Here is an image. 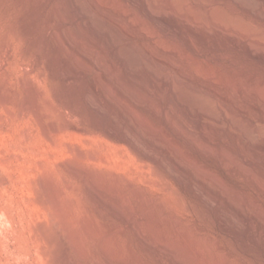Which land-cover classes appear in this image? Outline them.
<instances>
[{
	"label": "rangeland",
	"instance_id": "374dc122",
	"mask_svg": "<svg viewBox=\"0 0 264 264\" xmlns=\"http://www.w3.org/2000/svg\"><path fill=\"white\" fill-rule=\"evenodd\" d=\"M80 1L81 5L83 3L84 8H90V16L96 22V29L106 28L110 34L109 39L111 41L108 46H110L109 50L111 52L109 57L114 60L107 62L108 72L106 75L101 74L95 64H92L93 61L85 62V64L81 62L82 64H80L78 60L76 61V57L70 54L65 44L60 41L59 43L63 45L61 46L58 43L60 30L64 26L72 24L71 21L62 22L55 16L54 13L60 0H0V264H122L127 258L131 261V264H138L131 259L134 255L143 264H166L141 246L138 233L133 224L126 223L123 218L118 216L114 208L105 206L99 198H93L95 194L93 195L91 191L90 193L93 196H90L86 187L88 182L93 187L102 185L99 186L101 189L99 192H102L101 195L104 194L102 196H107L116 204L123 202L132 205L131 208L135 210L133 212L137 214L141 224L143 221L144 224H151L152 222V227L145 225L147 227H144V229L148 228L149 230V227L152 229L156 226L160 233L161 231L164 232L160 236L155 228L158 238L165 234L164 238L167 241L169 240L171 244L174 242L177 245L181 244V240L184 239L185 246L193 252L190 253L192 257L195 256L194 261H199L198 264H264V246L262 247V244L252 236L249 232L251 230L248 228V224H253L252 226L256 227L253 231L262 237L264 236V234H259L262 230L264 233V226L261 227L264 222L262 223L256 217L257 212L254 213L257 209L260 213L264 212V161H260L256 166L258 171L255 169L263 182L262 187L259 184L255 185L250 182L242 173L228 172L227 168L205 156L195 144L189 142L181 133L177 132L168 123L166 114L154 117L143 106L131 99L125 91L118 89L111 77L112 74H116L117 77H123V80L126 81L133 72H136L139 73L138 79L141 78L144 83L148 78L145 76L147 75V69L154 66L157 71H163L169 80L175 83L177 74L171 66L154 63L152 53L154 50H160L165 55L180 60L179 62L186 67V70H190L196 75V81L192 79L185 82L188 85L198 86L201 81H206L207 83H213L214 87L219 90L229 91L230 95L236 96V104L245 105L249 112L239 111L237 106H234L233 103L230 106V103L224 102L220 96L208 98L206 102L210 106L207 103L206 107H212L211 110L213 109L215 113L217 111V114L224 117L223 126L226 127L227 132L223 135L212 134L203 143L213 148L217 147L216 149L230 150L243 164L247 167L250 166L246 159L247 152L248 155L250 154L249 148L242 146L237 136L232 135L231 131L233 130L234 121L238 120L242 123L244 129L256 126L264 130V0H213L211 3L206 2V0H158L157 6H153V8L158 13H162L160 15L167 20L170 29L164 28L161 23L154 18L152 19L145 10L146 4L150 3L148 0H93L92 3L90 0ZM169 1H174L177 8L173 9L169 6ZM104 9L111 14L109 15L110 18L114 16V19H122L120 22L126 27L122 26L121 28V26L118 27L119 25L116 27L117 24L112 23L113 18L107 21L104 20L101 17ZM210 13L212 14L211 18H207ZM212 18H216L217 21L214 22ZM219 21V26L224 23L229 24L230 29L236 30H234L235 33L234 31H222L219 26L218 31L216 23L219 24ZM126 28L132 29L133 32L131 31L132 33L127 35ZM142 29L147 32V35L142 32ZM46 33H49L46 41L47 47L41 40ZM249 33L253 37L256 35L255 38L260 41L247 39L246 34L249 36ZM115 42L116 44L119 42L122 46H127L137 52L139 57L138 66L130 70L125 62L124 64L118 61V54L122 51H120V44L114 46ZM249 52L257 54V57L252 55L253 58ZM63 56H68L67 58L70 57V59L67 60ZM76 65H82L80 67L83 68L78 71L77 75H79L73 78L67 76L65 73H71ZM104 78L106 82H103L102 79ZM91 83L95 86V90L87 92L85 85ZM250 91H252L251 94ZM251 95L253 98H251ZM249 97L256 102V106L252 107L253 109L250 108L251 111L247 102ZM91 101L98 106V109H103L106 112L105 116L99 110H93L90 107L89 102ZM133 114L136 115L135 118ZM130 116L135 120L137 117L141 118L138 119V126H140L138 127L140 128L138 133L128 130L131 129L128 126V122L131 120ZM146 120L147 122H145ZM72 127L76 129H72ZM46 130H50V134L48 132L50 138L48 135L46 136ZM207 130L211 131L209 128ZM107 132H112L113 135L111 134L110 137ZM126 135L130 136L131 141L124 140V137L127 138ZM145 137L147 139L142 142V138ZM194 137L198 139L197 141H201V137L197 133L194 134ZM127 142H131V144ZM133 142L135 143L134 147H132ZM152 142H154L153 145H156L155 147ZM157 142L160 143V146H157ZM173 145H175V148H173ZM171 147L173 150H177L176 147L179 148L174 152H182H179L180 156L183 157L185 154L183 159L185 160L186 156V160H188L186 163L189 164L191 159V164L195 163L196 168L203 170V172H198L199 170L195 169L202 176L206 174L205 180L208 179V184H205L207 187L196 185L190 191L187 187L188 178L183 177L181 174L177 177L170 175L169 171L172 168H169L171 165L169 164L168 152ZM155 159L161 162L163 159V164H157ZM69 166L70 168L75 166L74 170L78 169V172L81 171L80 174H83L86 170L88 172L84 173L86 175L89 173L91 176L84 174L83 176H86V178H79L71 172L73 168L71 170L68 168ZM82 170L84 171L82 172ZM155 174L157 177L154 176ZM91 178L100 184L91 183L94 182L89 181ZM210 179L214 180L211 182ZM152 180L156 183H153ZM215 180L218 182L217 184ZM42 182L44 183L42 184ZM209 183H212L213 186ZM47 184H54V188ZM68 185L71 186V192ZM219 185L222 186V189ZM55 186L56 190H58V187H60L59 191L63 190L61 196L65 191L66 196H70L69 198V196L64 197V195L61 198L69 203L66 206V201H63L65 206H61L62 208L68 207L65 210L70 212L71 208L74 211L73 215L70 214L72 215L71 219H73H69L72 221H70V231L73 229L74 232L72 231L73 234L69 235L70 239H72L74 233L78 237L75 238L74 235L72 240L69 239V236L68 238L66 236L70 231L63 225L61 216H56L58 210H56L55 202L51 203L54 201L51 196L56 193ZM46 187L48 188L46 189ZM223 188H226L229 192H226ZM48 189H51V191L49 192ZM214 189H221V191L226 192L225 195L228 199L234 200L236 198V201H243L244 211L247 213L248 211L253 212L252 214L248 213L251 216L253 215V219L250 220L249 218L244 222L240 217H237V213L235 214L233 210L225 207V211L230 210L229 214L234 215L232 216V222H228L226 218L220 216L218 210L214 208H211V210L210 207H207L202 197L204 194L210 193V190L214 191ZM52 191L55 192L53 195L51 194ZM231 192L232 194H230ZM159 195L161 201L163 199L164 203L167 202L163 204L166 212L168 210L171 212V209L174 210L173 206L177 204L178 206H175L179 207V212H177L181 213L182 208L189 204L184 211L191 210L190 214L186 212L187 217L184 212L182 214L184 217L177 214L175 211L177 208L174 210L179 218H184L182 223L185 225H182V229H179L175 224L172 226V223H169L170 226L164 223L165 217L163 218V216L166 215V212L163 211V215L161 208L156 210L157 206L154 207L153 204V209H151V201ZM230 195L232 196L229 197ZM50 197L53 201H50ZM238 197L242 200H237ZM68 198L71 200H68ZM243 198H246L245 201L248 205L244 204ZM253 203L257 206L256 209ZM70 204L72 207L68 206ZM167 204L172 205V207L168 206L167 208ZM53 206L55 209H53ZM190 207L192 208L190 209ZM154 208L156 213L153 211ZM111 209L113 210L111 211ZM150 210L155 214H148L152 212ZM174 211L171 213L173 214ZM152 218L154 221H151ZM187 218L189 220L185 221ZM85 219L89 225L83 221ZM81 220L88 226H83ZM221 223L229 225L234 234L228 235L225 230L223 231V224ZM85 227L86 229L89 227L90 231L86 230ZM113 227L118 229L115 228L117 231H113L115 234L111 233L110 235L113 236L109 237L111 253L110 255L107 253L108 255L102 258L100 251H98V238L88 239L86 232L107 233L110 232L108 229L111 230L112 228L113 230ZM180 230H183V232ZM100 235L101 238L102 235L105 236L106 234L100 233ZM83 238L88 239V241H84ZM189 238L193 241H190ZM64 240H67L70 246L76 245L73 246L74 248L71 246V251H66V254ZM77 242L82 243V246L86 242L84 249L86 248L89 257L85 252L80 251ZM197 242L205 250L204 254L206 256L203 255L206 257V261L204 257L201 258L203 255L196 250ZM216 242L218 249V244L223 246V248H220L221 251L215 249L216 245L214 243ZM117 248L121 249L122 254L119 253L120 249ZM121 257L125 259L123 260Z\"/></svg>",
	"mask_w": 264,
	"mask_h": 264
},
{
	"label": "bare ground",
	"instance_id": "6f19581e",
	"mask_svg": "<svg viewBox=\"0 0 264 264\" xmlns=\"http://www.w3.org/2000/svg\"><path fill=\"white\" fill-rule=\"evenodd\" d=\"M38 1V0H37ZM80 3H79V2ZM92 1L93 0H90V2L92 3ZM148 1H150V5L147 3L146 4V6H145V10L149 13V15L152 17V19L154 18L155 20H157V22H159V23H161L163 26H164V28H166V29H170V27L168 26L169 24L167 23V20L162 16V15H160V14H162V13H158V11H156V9L155 8H153V6H157V3H158V0L156 1V0H148ZM213 0H206V2H208V3H211ZM40 2V1H39ZM38 2V3H39ZM42 2V1H41ZM185 2V1H184ZM251 3H252V1H251ZM96 4V3H95ZM93 5V4H92ZM168 5L169 6H171L173 9H176L177 8V5L176 4H174V1L172 2V1H169L168 2ZM191 5V4H190ZM58 7H57V9H56V12L54 13L55 14V16L60 20V21H62V22H65V23H67L68 21H71L72 22V24L70 25V26H64L60 31V37H58V38H60L59 39V41H58V43L61 41L63 44H65L66 45V47L68 48V50L70 51V54L71 55H73V56H75L76 57V61L78 60L79 62H80V64H82V63H84L85 64V62H88V61H93L92 62V64L94 63L95 64V66H96V68L98 69V70H100V72H101V74H105L106 75V73L108 72V69H107V67H106V64H107V62L109 61V60H111L112 61V59L113 58H111V57H109L110 55H109V53L111 52L110 50H109V47L110 46H108V45H110V39H109V36H110V34L108 33V31L106 30V28H103V27H100V28H98V29H96V25H95V23L96 22H94L93 21V19L91 18V16H90V8H88V9H86V8H84V6H83V3H82V5H81V1L80 0H77L76 2H75V0H60V3H59V5H57ZM219 7V6H218ZM181 9V8H180ZM171 10V9H170ZM189 10V9H188ZM201 10V9H200ZM208 10V9H207ZM206 10V11H207ZM212 10H213V8H212ZM175 13V12H174ZM101 14V13H100ZM186 14V13H185ZM193 14V13H192ZM200 14V13H199ZM229 14V13H228ZM101 15H103V16H101L104 20L106 19V21L107 20H109V19H111V18H113L114 16H112L111 18L109 17V15H111V14H109V12H107L105 9L104 10H102V14ZM114 15V14H113ZM164 15V14H163ZM227 15V14H226ZM120 16V15H119ZM118 16V17H119ZM211 16H212V14L210 13L209 14V17H207V18H211ZM214 16V15H213ZM115 17H117V16H115ZM150 17V18H151ZM179 17V16H178ZM193 17H194V15H193ZM222 17V16H221ZM237 17V16H236ZM169 18V17H168ZM228 18V17H227ZM233 18V17H232ZM231 18V19H232ZM239 18V17H238ZM120 19H121V17H120ZM198 19H200V18H198ZM204 19V18H203ZM213 20H214V22H216L217 20H216V18L214 19V18H212ZM58 20V21H59ZM122 20V19H121ZM121 20H119V18H113V21H112V23L114 22L115 24H117V25H115L116 27L118 26V27H120L121 26V28H122V26H124V28L126 27L125 25H123V24H121L122 22H120ZM216 20V21H215ZM235 20H236V18H235ZM234 20V21H235ZM241 20V19H240ZM204 21H206V20H204ZM230 21V20H229ZM100 22V21H99ZM222 22V21H221ZM227 22V21H226ZM111 23V24H112ZM124 23V22H123ZM207 23H209L208 21H207ZM223 23V22H222ZM236 23V22H235ZM242 23V22H241ZM173 24V23H172ZM201 24V23H200ZM129 25V24H128ZM195 25V24H194ZM209 25V24H208ZM211 25V24H210ZM216 25H217V29H218V26L220 25V21H219V24H217L216 23ZM224 25V26H223ZM223 25H221V26H219V28L222 30V31H234V30H232V29H230V27H229V24H223ZM113 26V25H112ZM130 26H132V25H130ZM199 26V25H198ZM230 26H231V24H230ZM194 27V26H193ZM235 27H236V25H235ZM241 27V26H240ZM130 28V27H129ZM129 28H126V30H125V32L127 33V35L129 34L130 35V33H132L133 31H132V29H129ZM215 28V27H214ZM232 28H234V27H232ZM244 29V28H243ZM172 30V29H171ZM197 30V29H196ZM97 31V32H96ZM132 31V32H131ZM136 31V30H135ZM170 31V30H169ZM218 31H219V29H218ZM236 31V30H235ZM235 31H234V33H235ZM246 31V30H245ZM142 32L145 34V35H147V32L144 30V29H142ZM177 32H178V30H177ZM238 33V32H237ZM176 34V33H175ZM240 34V33H239ZM250 34L251 33H249L248 35L249 36H247V34H246V38L247 39H252V40H255L256 39V41H260L258 38H255L256 37V35L253 37V36H250ZM48 35H49V33H46L45 35H43L42 36V43L45 45V47H47V43H46V41H47V38H48ZM223 35V34H222ZM232 35V34H231ZM243 35V34H242ZM245 35V34H244ZM252 35V34H251ZM235 37V36H234ZM233 37V38H234ZM193 39V38H192ZM241 39H242V37H241ZM114 42V41H113ZM252 42V41H251ZM263 42V41H262ZM62 43H59L60 45L62 44ZM212 43V42H211ZM121 45V43H119V42H117V44H116V42L114 43V46H116V45ZM219 44V43H218ZM113 45V44H112ZM258 45V44H257ZM61 46H63V45H61ZM218 46V45H217ZM56 47H57V45H56ZM254 47V46H253ZM60 48V47H59ZM166 50V49H165ZM120 51H122V53L120 52V54H118L119 56H118V61L120 62V63H126L128 66V68H130V70H132V69H134L136 66H138V54H137V52L135 51V50H132L131 48H129V47H127V46H120ZM66 52V51H65ZM149 52V51H148ZM250 53V52H249ZM251 54V53H250ZM58 55V54H57ZM71 55H68V56H71ZM114 55H115V53H114ZM172 55V54H171ZM254 56V57H257L256 55L257 54H255V53H252L251 54V56ZM56 56V55H55ZM68 56H63V58L65 57V59H70V57L69 58H67ZM112 56V55H111ZM252 56V57H253ZM72 57V56H71ZM253 57V58H254ZM48 58V57H47ZM51 58V57H50ZM49 58V59H50ZM114 58H116V56H114ZM152 58H153V60H154V63L155 62H157V63H160V64H162V65H164V66H171L172 67V69H174L175 70V72H176V80H175V83H172L171 82V80H169V78L165 75V73H163V71L161 72H159V71H157L155 68H154V66L153 67H150V68H148L147 69V75H145L146 76V78H147V80H145V82L143 83L142 82V80H141V78L140 79H138L139 78V76H138V74L135 72H133L134 73V75H133V73H132V75L130 76V78L128 79V80H126L127 81V83H126V81H124L123 79V77H117L116 76V74H112L111 75V77L113 78V80L115 81L114 83H115V86L118 88V89H121V90H123V91H125L126 93H127V95H129L130 96V98L131 99H133V100H135L140 106H143L147 111H149L154 117H160V116H163L164 114H166V117H167V120H168V123L177 131V132H179V133H181L189 142H191V143H193V144H195L198 148H199V150L205 155V156H207V157H209V158H211V159H213V160H215V161H217L218 163H220L222 166H224L225 168H227L229 171L228 172H239V173H242V174H244L246 177H247V179L250 181V182H252V183H254L255 185L257 184H259V186H261L262 185V181H261V179H260V177L258 176V174L256 173V166L260 163V161H264V130L263 129H260V128H257L256 126L255 127H253V128H251L250 127V129H244L243 127V125H241L242 123H240V121L238 120V121H234V123H233V130L231 131V133H232V135H234V136H237V138L239 139V141H240V144L242 145V146H244V147H248L249 148V150H247V151H249L250 152V154L248 155V152H247V157H246V159H247V162L249 163V165L250 166H246L245 164H243L234 154H233V152L232 151H230V150H225V149H216V148H213V147H210L209 145L207 146V144H205V143H203V142H205V140L207 139V138H209V137H211V135L212 134H214V135H216V133L218 134V135H223V133L225 134V132H227L226 131V127L224 128V126H223V123H224V117L222 116V115H220V114H217V111H216V113L213 111V109L211 110V108L212 107H206V104L208 103V102H206V100L208 101V98H214V97H216V96H220V98L224 101V102H229L230 104V106H232L231 105V103H233V105L234 106H237V109L239 110V111H242V112H245V111H248V109H247V107L245 106V105H243V104H236L237 103V98H236V96H233V95H230V92L229 91H227V92H229V93H227L226 91H223V90H219L217 87H214V85H213V83L211 84V83H207L206 81L204 82H200L199 83V85H198V83H197V85L198 86H195V85H188L187 83H185L186 81H189V80H192L193 79V81H196L197 79H195V77H196V75L195 74H193L192 73V71L190 72V70H186V67H184L183 65H182V63L181 62H179L176 58L175 59H173V58H171V57H169V56H167V55H165L164 53H162V51L160 52V50H154L153 51V53H152ZM141 59V58H140ZM37 60V59H36ZM47 60V59H46ZM67 60H66V62H67ZM72 60V59H71ZM114 60V59H113ZM263 60V59H262ZM76 61H74V62H76ZM115 61H117L116 59H115ZM128 61V62H127ZM185 61V60H184ZM79 62H77V63H79ZM82 62V63H81ZM114 62V61H113ZM50 63V62H49ZM62 63V62H61ZM60 63V64H61ZM124 63V64H125ZM129 63V64H128ZM63 64V63H62ZM116 64V63H115ZM185 64V63H184ZM152 65V64H151ZM161 65V66H162ZM71 66V65H70ZM80 66H82V65H80ZM80 66H78V65H76L75 66V69H73L72 71H71V73H65L67 76H71V78H73L74 76H76L77 75V73H78V71H80V69H81V67ZM196 66V65H195ZM72 67V66H71ZM190 67V66H189ZM127 68V69H128ZM33 69V68H32ZM83 69V68H82ZM81 69V70H82ZM211 69V68H210ZM192 70H193V68H192ZM196 70H197V67H196ZM201 70V69H200ZM139 72H140V70H138ZM210 71V70H209ZM65 72V71H64ZM99 72V73H100ZM132 72V71H131ZM201 72V71H200ZM208 72V71H207ZM198 73V72H197ZM196 73V74H197ZM211 73V72H210ZM216 73V72H215ZM238 73V72H237ZM62 74V73H61ZM64 74V75H65ZM122 74V73H121ZM146 74V73H145ZM204 74V73H203ZM79 75V74H78ZM77 75V76H78ZM81 75V74H80ZM98 75V74H97ZM129 75V74H128ZM143 75V74H142ZM242 75V74H241ZM100 76V75H99ZM172 76V75H171ZM225 77V76H224ZM228 77V75L226 76V78ZM103 78V77H102ZM121 78H122V80H121ZM144 78V77H143ZM142 78V79H143ZM203 78V77H202ZM230 78V77H229ZM96 79V78H95ZM195 79V80H194ZM103 80V82H106V80H105V78L104 79H102ZM101 80V81H102ZM141 80V81H140ZM224 80H226V79H224ZM235 80V79H234ZM78 81H80L79 79H78ZM92 81V80H91ZM99 81V80H98ZM97 81V82H98ZM124 81V82H123ZM214 81V80H213ZM241 81H242V79H241ZM251 81V80H250ZM108 82V81H107ZM198 82H199V80H198ZM233 82V81H232ZM89 83V82H88ZM189 83V82H188ZM259 83V82H258ZM104 84V83H103ZM127 84V85H126ZM248 84V83H247ZM226 85V84H225ZM259 85V84H258ZM240 87H241V85H240ZM252 88V87H251ZM85 89H86V91L87 92H91V90H95V86L94 85H92V83L91 84H86L85 85ZM227 90V89H226ZM244 90V89H243ZM252 90V89H251ZM240 91V90H239ZM248 91V90H247ZM261 91V90H260ZM263 91V90H262ZM241 92V91H240ZM264 92V91H263ZM125 93V94H126ZM244 93V92H243ZM252 93V91H250V94ZM257 93V92H256ZM32 95V94H31ZM264 95V94H263ZM262 95V96H263ZM252 96V95H251ZM35 98V97H34ZM90 98V97H89ZM111 98V97H110ZM113 98V97H112ZM219 98V97H218ZM245 98V97H244ZM251 98H253V96L251 97ZM250 97H249V100L247 101L248 102V105L250 106L249 107V110H250V108L251 109H253L252 107H255L256 106V102L254 101V99H251ZM122 99V98H121ZM245 99H247V98H245ZM90 100V99H89ZM238 100H239V98H238ZM257 100V99H256ZM127 101V100H126ZM111 102V101H110ZM113 102V101H112ZM209 102H210V100H209ZM246 102V101H245ZM90 104V107L93 109V110H99V112L102 114V115H104L105 116V114H106V112L103 110V109H98V106L93 102V101H91V102H89ZM216 103V102H215ZM126 104V102L124 103V105ZM209 104V103H208ZM211 104H212V102H211ZM257 104H259V103H257ZM261 104V103H260ZM105 105V104H104ZM129 105V104H128ZM222 105V104H221ZM227 105V104H226ZM35 106V105H34ZM34 106H33V108H34ZM100 106V105H99ZM127 106V104L125 105V107ZM130 106V105H129ZM128 106V107H129ZM205 106V107H204ZM208 106V105H207ZM209 106H210V104H209ZM216 106V105H215ZM214 106V107H215ZM263 106V105H262ZM105 107V106H104ZM125 107H124V109H125ZM127 107V108H128ZM264 107V106H263ZM23 108V107H22ZM106 108V107H105ZM130 108H132V107H130ZM225 108H226V106H225ZM257 108V107H256ZM129 109V108H128ZM258 109V108H257ZM30 110H31V108H30ZM38 110V109H37ZM115 110V109H114ZM119 110V109H118ZM117 110V111H118ZM134 110V109H133ZM226 110V109H225ZM236 110V109H235ZM263 110V109H262ZM129 111V110H128ZM136 111V110H135ZM251 111V110H250ZM37 112V111H36ZM76 112V111H75ZM130 112V111H129ZM131 112H133L132 110H131ZM249 112V111H248ZM263 112V111H262ZM35 113V112H34ZM77 113V112H76ZM115 113V112H114ZM135 113V112H134ZM239 113V112H238ZM116 114V113H115ZM138 114V113H137ZM243 114H245V113H243ZM119 115V114H118ZM131 115V114H130ZM240 115V114H239ZM36 116V115H35ZM45 116V115H44ZM108 116V115H107ZM122 116V115H121ZM133 116H134V118H135V116L136 115H134L133 114ZM238 116V115H237ZM257 116V115H256ZM41 117V116H40ZM67 117V116H66ZM119 117V116H118ZM131 117V120L128 122V126H130V128L131 129H128V130H131V131H134L135 133H138L139 131H138V129H140V128H138V127H140V126H138V117L136 118V120L135 119H132V116H130ZM233 117V116H232ZM104 118V117H103ZM116 118V117H115ZM149 118V117H148ZM242 118V117H241ZM256 118V117H255ZM42 119V118H41ZM66 119V118H65ZM117 119H119V118H117ZM130 119V118H129ZM141 119V118H140ZM139 119V120H140ZM150 119V118H149ZM237 120V119H236ZM241 120V119H240ZM151 121V120H150ZM232 121V122H233ZM145 122H147V120L145 121ZM62 124V123H61ZM150 124V123H149ZM70 125V124H69ZM69 125H68V127H69ZM254 125V124H253ZM46 126V125H45ZM57 126V125H56ZM62 126V125H61ZM64 127H65V125H63ZM120 126V125H119ZM144 126H146V125H144ZM151 126V125H150ZM227 126V125H226ZM243 126V127H242ZM247 126V125H246ZM54 127V126H53ZM142 127V126H141ZM152 127V126H151ZM163 127V126H162ZM259 127V126H258ZM66 128V127H65ZM129 128V127H128ZM143 128V127H142ZM150 128V127H149ZM153 128V127H152ZM157 128V127H156ZM207 128H209L211 131H209V130H207ZM45 129V128H44ZM47 129V128H46ZM72 129H76L75 127H72ZM232 129V128H231ZM52 131H54L55 130V127H54V130L53 129H51ZM81 130V129H80ZM79 130V131H80ZM84 130V129H83ZM82 130V131H83ZM44 131V130H43ZM50 130H46V132L47 133H45L46 134V136L48 135V132H49ZM57 131V130H56ZM55 131V132H56ZM108 131H110V130H108ZM112 131V130H111ZM114 131V130H113ZM153 131V130H152ZM212 131H214V132H212ZM45 132V131H44ZM127 132V131H126ZM134 132H131V133H133V134H135ZM116 133V132H115ZM198 134L200 137H201V141H197L198 139H195L196 137H194V134ZM44 134V133H43ZM49 134H50V132H49ZM107 134L108 135H110V137H111V134H112V132L110 133V132H107ZM113 135V134H112ZM130 135H132V134H130ZM139 135V134H138ZM49 136V135H48ZM127 136V135H126ZM133 136V135H132ZM136 136V135H135ZM140 136V135H139ZM157 136V135H156ZM155 136V137H156ZM234 136H232V137H234ZM152 137V136H151ZM49 138H50V136H49ZM125 139L124 140H126V141H131L130 139V136H127V138L126 137H124ZM130 138V139H129ZM171 138V137H170ZM236 138V139H237ZM143 139V141L142 142H144V139H147L146 137L145 138H142ZM173 139V138H172ZM223 139V138H222ZM50 140V139H49ZM153 140H154V138H153ZM159 140V139H158ZM148 141V140H147ZM156 141V140H155ZM160 141V140H159ZM238 141V142H239ZM52 142V141H51ZM164 142V141H163ZM172 142V141H171ZM215 142V141H214ZM53 143V142H52ZM127 143H130L131 144V142H127ZM134 143V142H133ZM153 143L154 142H152V145H153ZM167 143H169V142H167ZM149 144V143H148ZM148 144H145V145H148ZM227 144H228V142H227ZM230 144V143H229ZM134 145H135V143L133 144V146L132 147H134ZM143 145H144V143H143ZM160 146V143L159 142H157V146ZM165 145V144H164ZM171 145V144H170ZM239 145V144H238ZM154 147L156 146V145H153ZM153 146H152V148H153ZM168 146V145H167ZM163 147V146H162ZM241 147V146H240ZM68 148H69V146H68ZM147 148V147H146ZM145 148V149H146ZM157 148V147H156ZM168 148H169V146H168ZM173 148H175V145H173ZM225 148V147H224ZM70 149V148H69ZM68 149V150H69ZM136 149V148H135ZM143 149V148H142ZM167 149V148H166ZM171 149H172V147H171ZM171 149H170V151H171ZM176 149L177 150H179V148H177L176 147ZM168 150V149H167ZM177 150H173L172 149V151L170 152H168V155H169V161H170V165H171V167H169L170 169L172 168V170H170L169 171V173H170V175L172 176V177H177V175H179V174H181L183 177H185V178H188L189 180H188V190H190V191H192L193 189H194V187H196V185H201V186H205V187H207L206 186V184L205 183H207L208 184V182H207V180H205V178H206V174H205V176L203 175H201V173L199 174V173H197V171L199 170L198 168H196L197 166H196V164L195 163H193V164H191V159L189 160V164L188 163H186V162H188V160H186V156H185V160L183 159V157H184V155H183V157L182 156H180L181 154L180 153H182V152H174V151H177ZM245 150V149H244ZM80 151V150H79ZM136 151H138V150H136ZM155 151V150H154ZM246 151V150H245ZM78 152V151H77ZM81 152V151H80ZM144 152V151H143ZM92 153V152H91ZM154 154V153H153ZM157 154V153H156ZM161 154H162V152H161ZM180 154V155H179ZM241 154V153H240ZM244 154H245V152H244ZM79 155V154H78ZM91 155V154H90ZM150 155V154H149ZM81 156V155H80ZM79 156V157H80ZM92 156V155H91ZM157 156V155H156ZM167 156V155H166ZM151 157V156H150ZM243 157H245V156H243ZM90 158V157H89ZM159 158H161V157H159ZM162 158H163V156H162ZM92 159H94V158H92ZM67 160H69V159H67ZM156 160V159H155ZM40 162V161H39ZM66 162V161H65ZM70 163H71V161H69ZM156 162H157V164H159V165H162L163 163V159H162V162L161 161H158V160H156ZM166 162V161H165ZM193 162V161H192ZM194 162H195V160H194ZM74 163V162H73ZM78 163V162H77ZM200 163V162H199ZM65 164H67V163H65ZM69 164V163H68ZM192 166H191V165ZM61 165V164H60ZM78 165V164H77ZM169 166V165H168ZM194 166H195V168H194ZM69 169H71L72 170V168H73V166H72V168H70V166L68 167ZM74 168H76L75 166H74ZM74 168H73V170L71 171V172H73L74 173V175L75 176H78L79 178L80 177H85L86 178V176H91L89 173H87L88 175H86V173H84V172H88V171H84V170H82V172H83V174H80V172L81 171H77L76 169L74 170ZM79 169L81 170V168L79 167ZM85 169V168H84ZM195 169L197 170V171H195ZM201 169V168H200ZM256 169V170H255ZM200 171H202L203 172V170L201 169V170H199L198 172H200ZM211 171V170H210ZM258 171V170H257ZM93 172V171H92ZM92 172H90L91 174H92ZM166 172H167V170H166ZM230 172V173H231ZM72 173V174H73ZM94 173V172H93ZM168 173V172H167ZM168 173V174H169ZM205 173V172H204ZM204 173H202V174H204ZM86 175V176H83V175ZM94 175V174H93ZM92 175V176H93ZM98 175V174H97ZM180 175V176H181ZM155 177H157V175L155 174L154 175ZM98 178H99V176H97ZM217 177V176H216ZM88 178V177H87ZM92 178H94V177H92ZM91 178V180L89 179V181L91 182V181H94V179H92ZM101 178H103V177H101ZM97 179V178H96ZM184 179V178H183ZM223 179V178H222ZM44 180H46V179H44ZM47 180H49V179H47ZM46 180V181H47ZM86 180V179H85ZM88 180V179H87ZM186 180V179H185ZM212 180H214V179H212ZM212 180L210 179V181L212 182ZM154 181H156L155 179H154ZM181 181V180H180ZM183 181V180H182ZM86 183H87V181H85ZM98 182V181H97ZM152 182H153V180H152ZM215 182H216V180H215ZM44 182H42V184H43ZM49 183V182H48ZM53 183V182H52ZM91 183H96V180L94 181V182H91ZM153 183H156V182H153ZM152 183V184H153ZM185 183V182H184ZM213 183H214V181H213ZM218 182H216V184H217ZM68 184V183H67ZM66 184V185H67ZM96 184H98V183H96ZM100 184V183H99ZM98 184V185H99ZM211 184V186H213L212 185V183H209V185ZM216 184H215V186H216ZM223 184V183H222ZM47 185H49V186H52L53 187V185L52 184H47ZM87 186V189L89 190L88 192H89V194H90V196L93 194H95L94 196H93V198H96L97 197V199L99 198V200H101L102 201V203L105 205V206H108L109 208H114V211H116L117 212V214H118V216L119 217H121V218H123V220H125L126 221V223H131V224H133V226H134V229H136V231H137V233H138V239H139V242H140V244H141V246L148 252V253H150V254H153V255H155V256H157V258H159L160 260H162V262L163 263H166V264H198V262H196V261H194V257L195 256H193L192 257V255H191V253H193V252H191V250L189 249V247L187 248L186 246H185V242H184V239L183 240H181V244L179 243L178 245L176 244V243H172L171 244V241H167V239L166 238H164V235L161 237V238H158V236H157V234L155 233V231L157 230V233L159 234L160 233V230L159 229H157V227L155 226V227H153L152 229H151V227H152V222L151 221H154V219L153 220H151L150 222H151V224L150 223H148V224H144V221L142 222V224H141V221L139 222V220H138V216H137V214L136 213H134L135 212V210H134V212H133V210H132V208H131V206L132 205H129L128 203H118V204H116L115 202H113L112 200H110V199H108V197L107 196H102V195H104V194H102L101 195V191L99 192V190H101L100 188H99V186H102V185H99V186H92L89 182H88V184H86ZM104 185V184H103ZM45 186V185H44ZM57 186V185H56ZM56 186H55V190L57 189L56 188ZM68 186H70V185H68ZM67 186V187H68ZM214 186V187H215ZM218 186V185H217ZM42 187H43V185H42ZM52 187H50V188H52ZM66 187V188H67ZM103 187H105V186H103ZM204 187V188H205ZM210 187V186H209ZM219 187H220V185H219ZM222 187V186H221ZM220 187V188H221ZM262 187V186H261ZM45 188V187H44ZM48 187H46V189H47ZM54 188V187H53ZM59 188L60 187H58V190H56V193L55 192H53L54 191V189H53V191L51 192V194L53 195V193H55L53 196H51V194H49L51 197H53V199H54V201H53V199L51 198L50 199V201H53V202H51V203H54L55 202V207H56V210H58L57 211V214L58 215H56V216H61V220H62V223H63V225L65 226V228L66 229H68V231H70L71 229H70V221L73 219H71V217H72V213H74V211H73V209L71 208L70 210H71V212L70 211H68V210H65V208L63 207L62 208V206L61 205H64L65 206V204H66V206H67V200H65L66 201V203L64 204V200H62L61 198H63V196L64 197H68V196H66V194H65V192H64V194H62L63 196H61V192L63 191V190H61V191H59ZM70 188H71V186L68 188L69 189V191H70ZM102 188V187H101ZM203 188V189H204ZM216 188V187H215ZM231 188V187H230ZM45 189V190H46ZM73 189V188H72ZM71 189V190H72ZM143 189V188H142ZM210 189V188H209ZM209 189H208V191H209ZM222 189V188H221ZM221 189L220 190H216V189H214V191L212 190H210V193H206V194H204L203 195V197H202V199H203V201H204V203H205V205L207 206V207H210V209L211 208H214V209H216V210H218V212H219V214H220V216L223 218H226V220H228V222H232V216H234V215H232L231 216V214H229L230 212V210H233L234 212H235V214L237 213V217H240V219H242L244 222H246V219H249L250 218V220L251 219H253V215L251 216L250 214H248L250 211H248V213L247 212H245L244 211V209L243 208H245L244 206L242 207V202L243 201H236L235 199L234 200H232V199H228V198H226V195H225V193L228 191L229 192V190H227L226 188L224 189L226 192H224V191H221ZM235 189V188H234ZM263 189V188H262ZM44 190V189H43ZM49 190V189H48ZM144 190V189H143ZM201 190V189H200ZM207 190V189H206ZM233 190V189H232ZM237 190V189H236ZM51 191V189L49 190V192ZM68 191V192H69ZM90 191H91V193H90ZM107 191V190H106ZM141 191V190H140ZM48 192V193H49ZM71 192V191H70ZM146 192V191H145ZM144 192V193H145ZM198 192V191H197ZM204 192H205V190H204ZM140 193V192H139ZM213 193V194H212ZM138 194V193H137ZM230 194H232V192L230 193ZM228 195H229V193H228ZM237 195V194H236ZM232 195H230L229 197H231ZM239 196V195H238ZM243 196V195H242ZM242 196H240L241 198H242ZM87 197H89V196H87ZM161 196L159 195V197L157 196L154 200H152L151 202H152V206H151V209H153L152 207H153V204H154V207H156V210H157V208H161V211H162V213H163V211H165V209L166 208H164V205L163 204H166V203H164L165 201L162 199V201L159 199ZM237 197V196H236ZM244 197V196H243ZM246 197V196H245ZM69 198H70V196H69ZM68 198V200H71V199H69ZM233 198H234V196H233ZM241 198H237V200L238 199H241ZM245 199L246 198H243V200L245 201ZM248 199V198H247ZM61 200H62V202H63V204H61L62 202H61ZM242 200V199H241ZM249 200V199H248ZM247 200V201H248ZM252 200V199H251ZM49 201V200H48ZM143 201V200H142ZM253 201V200H252ZM75 202V201H74ZM98 202V201H97ZM162 202V203H161ZM99 203H101V202H99ZM147 203H149V202H147ZM69 204V203H68ZM96 204V203H95ZM140 204V203H139ZM169 204V203H168ZM167 204V208H168V206H171L172 207V205H168ZM245 205H248L247 204V202L245 201V203H244ZM71 205V204H70ZM70 205H68L69 207H72V205L70 206ZM97 205V204H96ZM145 205V204H144ZM149 205V204H148ZM183 205V204H182ZM181 205V206H182ZM188 206H189V204H187ZM187 205H185V207L184 206H182V207H184V208H182V212H181V210H180V212L181 213H178L179 211V207H175V206H178L177 204L175 205V206H173V208H174V210H175V208H177L175 211L177 212V214H180V215H182L183 214V212L186 210L185 208L187 207ZM251 205V204H250ZM253 205H254V203H253ZM61 207V209H60V207ZM255 206V209H256V205H254ZM54 207V206H53ZM55 207L53 208V209H55ZM96 207V206H95ZM140 207V206H139ZM143 207V206H142ZM141 207V208H142ZM166 207V206H165ZM170 207V208H171ZM228 207V208H230V210L229 211H225V209ZM249 207V206H248ZM68 208V207H67ZM66 208V209H67ZM108 208V209H109ZM145 208V207H144ZM169 208V209H170ZM192 207H190V209H191ZM225 208V209H224ZM227 208V209H228ZM251 208V207H250ZM259 208H260V206H259ZM263 208V207H262ZM262 208H261V211H262ZM59 209H60V211H59ZM101 209V208H100ZM181 209V208H180ZM188 209H189V207H188ZM187 209V210H188ZM113 209H111V211H112ZM143 210V209H142ZM155 210V208H154V212L156 211ZM172 211H174L173 209H171ZM212 210V209H211ZM55 211V210H54ZM68 211V212H67ZM148 211V210H147ZM150 211H152V210H150ZM153 211L152 212H150V213H148V214H155V213H153ZM169 212H170V210H168ZM167 211V212H168ZM171 211V212H172ZM175 211H174V213L172 214L171 212L170 213H167L166 211V215L165 216H163V218L165 219V221H164V219H163V221H164V223H167V224H169V223H172L171 225L172 226H174V224H175V226H177L179 229H182V227L185 225H183V223L182 222H184L183 220H184V218H179L178 217V215L175 213ZM191 211V210H190ZM190 211H188L189 212V214H190ZM70 212V213H69ZM106 212V211H105ZM115 212V213H116ZM143 212H144V210H143ZM187 212V211H186ZM186 212H184L185 214L184 215H186ZM187 212V213H188ZM255 212H257V214L255 213ZM50 213V212H49ZM100 213H101V211H100ZM142 213V212H141ZM147 213V212H146ZM192 213V212H191ZM251 213V212H250ZM253 213V212H252ZM251 213V214H252ZM254 213L256 214V217H258L259 219H260V221H262V223L264 222V212H261L260 213V211L257 209V211L255 210L254 211ZM259 213V214H258ZM55 214H56V212H55ZM61 214V215H60ZM70 214H72V215H70ZM102 214H104V213H102ZM144 214H145V212H144ZM148 214H146V215H148ZM174 214H176V215H174ZM234 214V213H233ZM51 215L53 216V213H51ZM152 215V216H153ZM163 215H164V213H163ZM192 215V214H191ZM75 217H76V214L74 215ZM73 216V217H74ZM188 215H186V217H187ZM193 216V215H192ZM54 217V216H53ZM86 217V216H85ZM156 217V216H155ZM181 217V216H180ZM182 217H184L183 215H182ZM190 217V216H189ZM55 218V217H54ZM58 218V217H57ZM60 218V217H59ZM158 218V217H157ZM221 218V219H222ZM254 218H255V216H254ZM69 219H71V220H69ZM87 219V218H86ZM83 220V221H85V222H87V220ZM90 219H92V218H90ZM147 219V218H146ZM183 219V220H182ZM191 219H192V217H191ZM221 219H220V222H221ZM52 220V219H51ZM54 220V219H53ZM57 220V219H56ZM61 220H59V221H61ZM189 220V218H187V219H185V221H188ZM241 220V221H242ZM89 221V220H88ZM162 221V220H161ZM223 221V220H222ZM72 222V221H71ZM81 222H82V220H81ZM84 222V223H85ZM90 222V221H89ZM159 222V221H158ZM254 222V221H253ZM259 222V221H258ZM58 223V222H57ZM61 223V222H60ZM61 223V224H62ZM74 223V222H73ZM73 223H72V225H73ZM83 223V222H82ZM83 223V224H84ZM88 223V222H87ZM256 223V222H255ZM94 224V223H93ZM221 224H223V223H221ZM238 224V223H237ZM257 224V223H256ZM88 225H89V223H88ZM88 225H83V226H88ZM145 225H149V226H151V227H149V230H148V228L147 229H144V227H147V226H145ZM157 225V224H156ZM170 225V224H169ZM170 225V226H171ZM183 225V226H182ZM253 225V224H252ZM251 224L249 225L248 224V228L251 230V231H249V232H251V234H252V236L258 241V242H260L261 244H262V247L264 246V236L262 237V236H260V235H258V234H256L255 233V231H253V230H255L256 229V227L254 226H252ZM159 226V225H158ZM233 226V225H232ZM261 226V225H260ZM264 225L262 224V226L261 227H263ZM186 227V226H185ZM223 228V231L225 230V232L228 234V235H233L234 233V231L233 230H231V228L229 227V225L227 226V225H225V224H223V226H222ZM240 227V226H239ZM89 228V227H88ZM87 228V229H88ZM114 228V227H113ZM116 228V227H115ZM113 229L112 230V228H111V230H109L108 229V231H110V232H100V233H105L106 235L104 236V235H102L103 237H101L100 238V233L98 234V233H95L94 231V233L93 232H86L87 233V236L89 237L88 239H90L91 238V240H93V238L95 239L96 237L98 238V241H97V243H99V249H98V251H100V253H101V256H102V258L104 257V256H106V255H110V249H111V246H110V244L111 243H109V237L110 236H113V235H110L111 233L112 234H115V233H113V231H117L116 229H118V228H116V229ZM156 228V230H154ZM158 228H160V227H158ZM197 228V227H196ZM245 228V227H244ZM246 228H247V226H246ZM85 229H86V227H85ZM86 229V230H87ZM90 229V228H89ZM88 229V231H90ZM178 229V230H179ZM184 229V228H183ZM195 229V228H194ZM200 229V228H199ZM235 229H237V228H235ZM248 229V230H249ZM261 229V228H260ZM65 230V229H64ZM83 230V229H82ZM188 230V229H187ZM66 231V230H65ZM72 231H73V229H72ZM72 231H70V232H68L67 233V238H68V236H69V239H70V235L69 234H73L72 233ZM92 231V230H91ZM159 231V232H158ZM176 231V230H175ZM181 231V230H180ZM179 231V232H180ZM191 231V230H190ZM195 231V230H194ZM263 231V230H262ZM261 231V233L259 232V234H264L263 232ZM74 232V231H73ZM120 232V231H119ZM163 231H161V233H160V236H161V234H163L162 233ZM177 232V231H176ZM181 232H183V230L181 231ZM180 232V233H181ZM77 233H79V231H77ZM166 233V232H165ZM174 233V232H173ZM185 233V232H184ZM76 233H74V235H75ZM89 234V235H88ZM176 234V233H175ZM175 234H173V235H175ZM182 234V233H181ZM250 234V235H251ZM73 235V236H74ZM117 235V234H116ZM185 235V234H184ZM187 235V234H186ZM190 235V234H189ZM188 235V236H189ZM62 236V235H61ZM65 236V237H66ZM73 236H72V239H73ZM166 236V235H165ZM181 236V235H180ZM64 237V236H63ZM78 236L77 235H75V238H77ZM184 237V236H183ZM187 237V236H186ZM66 238V239H67ZM112 238V237H111ZM173 238H174V236H173ZM211 238V237H210ZM63 239H65V238H63ZM72 239H70V240H72ZM88 239L86 240V239H84L83 238V240L84 241H88ZM186 239V238H185ZM82 240V239H81ZM91 240H89V241H91ZM176 240V239H175ZM188 240V239H187ZM189 240H190V238H189ZM62 241V240H61ZM74 241V240H73ZM75 241H76V239H75ZM110 241H112V240H110ZM190 241H193V240H190ZM81 242V241H80ZM178 242H180V241H178ZM215 242V241H214ZM73 244H74V242H72ZM86 243V242H85ZM85 243H83V246H82V243H78L77 242V247L80 249V251L82 250L83 251V253L85 252L86 253V248L84 249V244ZM182 243H184V244H182ZM191 243V242H190ZM63 244H64V248H65V254H66V251L67 252H69V251H71L70 250V248H71V246L69 245V243L67 242V240H64L63 241ZM109 244V245H108ZM215 245H216V247H215V249H218L217 248V242L216 243H214ZM220 244H221V242H220ZM75 245V244H74ZM73 245V246H74ZM72 246V248H74ZM85 246H86V244H85ZM108 246H110V248H109V250H107L108 249ZM120 246V245H119ZM194 246V245H193ZM192 247V246H191ZM195 247H197V251L200 253V254H204V251L205 250H203V248H202V246L197 242L196 243V246ZM218 247H219V249L220 248H223V246H220L219 244H218ZM77 248V249H78ZM212 248H213V246H212ZM118 250L120 249V248H117ZM116 249V250H117ZM194 249V248H193ZM219 249H218V251H219ZM74 250V249H73ZM85 250V251H84ZM129 250V249H128ZM132 250V249H131ZM130 250V251H131ZM212 250V249H211ZM107 251H109V252H107ZM196 251V252H197ZM220 251H221V249H220ZM191 252V253H190ZM195 252V251H194ZM81 254H82V252H80ZM108 253V254H107ZM119 253H121L122 254V252H121V249L119 250ZM133 253V252H132ZM131 253V254H132ZM87 254V256H88V254L89 253H86ZM86 254H84V255H86ZM130 254V255H131ZM200 254H198V256H200ZM212 254V253H211ZM83 255V254H82ZM134 255V254H133ZM196 255H197V253H196ZM201 255V256H202ZM205 256H206V254H204ZM204 255L201 257L202 259H203V257H204ZM91 256V255H90ZM121 256V255H120ZM132 256V255H131ZM84 257V256H83ZM89 257V256H88ZM110 257V256H109ZM116 257V256H115ZM215 257V256H214ZM84 258H86V257H84ZM122 258V257H121ZM127 258V257H126ZM205 258L206 257H204V260H205ZM217 258V257H216ZM123 259V258H122ZM125 259V258H124ZM123 259V260H124ZM128 259V258H127ZM124 260V262L122 263V264H131L130 262L131 261H129V259L128 260ZM131 259L132 260H134L136 263H138V264H143L142 263V261L141 260H139V258H136L135 257V255L134 256H132L131 257ZM130 259V260H131ZM138 259V260H137ZM110 260V259H109ZM220 260V259H219ZM92 261V260H91ZM201 261H203V260H201ZM206 261V260H205ZM74 263V262H73ZM100 263V262H99ZM106 263V262H105ZM116 263V262H115ZM203 263V262H202ZM222 263H224V262H222ZM201 264V263H200Z\"/></svg>",
	"mask_w": 264,
	"mask_h": 264
}]
</instances>
